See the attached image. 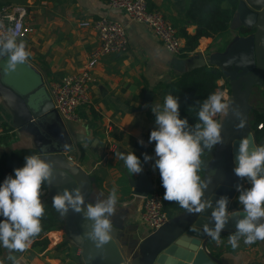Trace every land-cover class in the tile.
Wrapping results in <instances>:
<instances>
[{
    "label": "crops",
    "instance_id": "obj_1",
    "mask_svg": "<svg viewBox=\"0 0 264 264\" xmlns=\"http://www.w3.org/2000/svg\"><path fill=\"white\" fill-rule=\"evenodd\" d=\"M187 2L148 0V5L159 8L174 22L177 31L186 25V30L193 33L195 25L181 18ZM1 3L23 4L27 9L25 20L33 26V31L17 38V42H26V49L30 53L28 62L22 66L40 75L44 94L48 98L51 96L46 85L47 79L81 71L90 51L98 44L95 32L89 26L79 25L80 20L108 15L125 24L128 49L99 59L91 73L88 102L78 110L77 117L67 120V123L76 138L80 139L78 143L82 154L76 166L90 183L87 200L95 203L97 198H106L113 187L117 189V211L112 221L118 226H114L117 229L116 240L125 258L131 261L143 251L152 250L167 231L188 219L191 214L177 209L162 226L154 230H148L138 220L143 200L140 192L153 188L158 175V169L154 168L155 147L146 152L141 147L151 145L150 132L156 127L151 108L163 106L168 93L165 84L186 70L189 58L197 52L202 54L206 65L217 66L222 71L236 60L245 66L254 67L255 50L260 56L264 55V48H259L261 43L256 28L249 26L255 19V13L244 0H238L224 34L215 36L207 31L199 37L194 51L171 53L163 48L145 23L131 20L122 10L108 6L105 0H0ZM260 22L264 24V15L260 16ZM242 28L248 31L242 33ZM180 37L184 43V38ZM223 81L220 78L217 82L222 84ZM229 88L230 85L222 90H227L233 102L232 107L235 108L237 103ZM252 108H264L262 85L251 87L243 99L242 114L246 118L248 130L255 137L258 127L251 125ZM217 119L223 124L225 143L217 145L209 154L203 179L211 178L212 183L218 177L228 181L231 170L225 151L226 138L231 132L240 130L236 127V118L231 114H221ZM141 140L143 144L139 143ZM53 143V139L28 116L12 87L0 74V154L22 148H32L37 154L44 148V155L50 153L48 149ZM255 143L257 146L264 145V134L258 141L255 138ZM129 151L141 160L143 171L140 174H130L124 162L115 156V152ZM145 153L152 157L146 163ZM63 154L74 159L76 151L71 146ZM247 184V180L237 177V185ZM42 193L48 200L47 184ZM239 208L230 205L229 210ZM235 231L236 228L222 231L223 243L220 245L208 237L205 241L206 251L218 264H264V241L246 245L241 238L239 247L232 249L228 236ZM46 235L49 244L45 249L30 245L26 251L14 253L20 264H44L43 260L63 264L62 257L56 251L62 248L66 249L67 254L70 252L69 260L73 264H83L79 260L80 247L65 239L61 225L47 231ZM6 256V250L0 247V264H12Z\"/></svg>",
    "mask_w": 264,
    "mask_h": 264
},
{
    "label": "clouds",
    "instance_id": "obj_2",
    "mask_svg": "<svg viewBox=\"0 0 264 264\" xmlns=\"http://www.w3.org/2000/svg\"><path fill=\"white\" fill-rule=\"evenodd\" d=\"M5 54L6 75L26 64L30 56L26 42H17L11 28L0 34V55ZM232 105L227 90L209 94L199 106L198 122L190 128L188 120L180 117L178 97L168 94L162 107L156 105L151 108L156 127L150 132L149 142H155L154 168L159 170L165 189L163 199L177 203L186 214L201 215L211 209L209 219L214 222V227L204 223L202 231L217 245L223 243L221 232L228 221L236 218V231L228 236V243L236 249L241 238L246 245L264 241V145H253L247 136L239 140L233 171L250 185L248 188L236 186L239 209L229 210L227 196L219 197L213 204L206 196L212 180L203 179L200 175L205 150L211 151L225 143L223 124L217 117L231 114L239 121L236 124L238 129L245 126L239 107L233 108ZM139 143L143 144V141ZM64 149L69 150V145L65 144ZM43 152L44 148L40 153L26 155L24 165L15 168L14 175L7 176L0 184V217H3L0 220V247L6 250V258L12 264H20L14 253L26 251L42 231L41 220L45 215L42 189L45 184L51 186L56 178L55 165L45 158ZM115 156L124 162L130 174L143 171L141 160L134 152H115ZM150 160L152 157L145 153L144 162ZM117 202L115 187L106 198H97L95 203L86 204L78 187L72 190L65 188L52 197L53 207L62 216L71 210L91 222L85 225L87 230L76 239L81 242L90 240L96 249H102L113 239L112 217L116 215ZM90 258L94 257L90 255Z\"/></svg>",
    "mask_w": 264,
    "mask_h": 264
},
{
    "label": "water",
    "instance_id": "obj_3",
    "mask_svg": "<svg viewBox=\"0 0 264 264\" xmlns=\"http://www.w3.org/2000/svg\"><path fill=\"white\" fill-rule=\"evenodd\" d=\"M244 1L255 13V19L249 26L256 28V34L261 43L259 48L262 49L264 48V38H262L264 24L260 22V16L264 15V0ZM257 51L256 49L254 52V67L245 66L241 61L236 60L223 69L224 75L230 82L229 89L234 96V102L237 103L241 112H243V99L246 92L255 85L264 86V55L260 56ZM6 63L7 55H0V74L4 77V81L12 87L28 116H31L36 125L41 127L54 141L52 147L48 149L50 153L44 154L45 158L55 165L54 175L56 178L51 186L47 185L48 200L52 202V197L65 188L72 190L78 187L81 188L85 196V203H89L87 200L90 190L89 180L76 166L82 154L78 143L80 139L76 138L67 120L53 106L52 99L44 94L40 75L22 65H19L15 72H9L6 75ZM204 64L202 54L197 52L189 58L185 69L190 70ZM252 76L253 78H251ZM237 122L239 121L237 120ZM245 136L252 141L253 145L257 146L253 132L249 131L246 125L239 131L231 132L226 138L225 151L231 174L228 181L218 177L213 183L211 182L206 196L211 199L213 204L219 197L227 196L229 198L228 208L231 205L237 191V176L233 171L236 152L239 140ZM65 144L74 147L76 151L74 159L67 158L63 154ZM148 192L149 189L140 193L144 196ZM210 214L211 209H207L201 215L191 214L188 219L167 231L152 250L143 251L139 257L131 261L125 258L116 240L117 229L113 230L112 241L102 249H96L92 241L81 242L76 239L87 230L85 225L90 224V221H85L82 214L74 213L71 210L66 216L61 214L60 216L62 217L61 229L64 237L75 246L80 247L79 260L83 264H218L206 251L205 241L208 236L202 231L204 223L214 227V222L209 219ZM235 220L236 218H231L223 231L235 229ZM113 225L118 228L116 223ZM194 228L197 230L194 231ZM90 255L94 258H90Z\"/></svg>",
    "mask_w": 264,
    "mask_h": 264
},
{
    "label": "built area",
    "instance_id": "obj_4",
    "mask_svg": "<svg viewBox=\"0 0 264 264\" xmlns=\"http://www.w3.org/2000/svg\"><path fill=\"white\" fill-rule=\"evenodd\" d=\"M105 2L111 8L122 10L131 20L145 23L167 51L181 52L183 43L176 27L159 8L150 7L148 0H105ZM26 14L27 9L23 4L1 3L0 34H5L9 28L14 31L16 38L31 33L33 26L25 20ZM79 25L91 27L96 34L97 46L90 51L81 71L52 77L46 81L53 106L65 120L75 119L78 110L87 104L91 73L99 59L104 55L119 54L128 49L125 24L120 20L101 15L82 19ZM262 126H264L262 122L257 124L258 128ZM168 218L163 208V198L154 186L143 196L138 220L148 230H154L162 226Z\"/></svg>",
    "mask_w": 264,
    "mask_h": 264
},
{
    "label": "trees",
    "instance_id": "obj_5",
    "mask_svg": "<svg viewBox=\"0 0 264 264\" xmlns=\"http://www.w3.org/2000/svg\"><path fill=\"white\" fill-rule=\"evenodd\" d=\"M224 2H227V5H224ZM237 3L238 0H188L181 18L187 23L194 24L195 31L193 33H189L186 30V25L179 28L177 32L184 38L181 51L185 53L194 51L199 37L207 31L212 32L215 36L224 34L228 29L229 21L233 16ZM172 23L175 26L173 21ZM240 31L245 33L248 30L246 28H242ZM220 78L224 79L222 84L217 82ZM229 85L230 82L228 78L219 67L205 64L190 70H184L165 84V87L168 90L167 95L172 94L173 96L178 97L180 104V117L182 119L186 118L188 120L189 127L194 128L195 124L198 122L197 113L199 106L203 100L206 99L209 94L214 93L217 89L222 90L225 86ZM251 112V125L254 128H256L258 122H262V124H264V108H252ZM262 134H264V129H255V138L257 141ZM141 147L146 152L151 147H155V142H151L150 146ZM211 151L205 150L204 155L202 156V160L204 162L200 172L202 178L204 177L205 167ZM35 153L36 151L32 148H22L0 154V184L3 183L7 176L14 175L15 168L22 167L24 165V157L26 155ZM45 187L46 184L43 188ZM243 187L248 188L250 185L247 184ZM155 190L163 198L165 189L162 186L159 170L156 178ZM238 195L239 193L237 191L232 199L231 205L239 208L241 206L238 203ZM41 200L45 206V215L41 220L42 231L31 244L40 250L45 249L49 244L46 232L62 224V217L53 207L52 203L46 200L44 193H42ZM163 208L168 217H170L175 210L182 209L177 203L165 201L164 199ZM0 220H3V217H0Z\"/></svg>",
    "mask_w": 264,
    "mask_h": 264
},
{
    "label": "rangeland",
    "instance_id": "obj_6",
    "mask_svg": "<svg viewBox=\"0 0 264 264\" xmlns=\"http://www.w3.org/2000/svg\"><path fill=\"white\" fill-rule=\"evenodd\" d=\"M243 119H244V122H245V125H246V118L244 116H243ZM65 250L66 249L62 248V249H59V250H56V251L62 257L63 264H73V262L69 260L70 259L69 258L70 252L67 254ZM43 262H44V264H52L53 263L52 261H44V260H43Z\"/></svg>",
    "mask_w": 264,
    "mask_h": 264
}]
</instances>
